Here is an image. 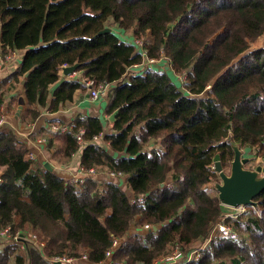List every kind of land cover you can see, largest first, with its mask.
<instances>
[{
    "label": "trees",
    "instance_id": "obj_1",
    "mask_svg": "<svg viewBox=\"0 0 264 264\" xmlns=\"http://www.w3.org/2000/svg\"><path fill=\"white\" fill-rule=\"evenodd\" d=\"M109 21L130 40L100 34ZM261 36L264 0H0V51L21 55L11 77H24L23 122L38 118L32 106L56 112L84 89L61 81L64 66L114 84L105 113H118L109 133L97 118H76L44 145L65 164L84 129L80 167L125 175L135 197L113 182L88 177L79 186L59 177L29 158L13 130L0 128V230L44 242L42 250L22 243L23 255L10 240L0 264L10 256L12 264H58L50 261L56 256L105 263L114 239L121 243L110 264H152L175 251L176 264H264V191L256 206L225 218L213 187L216 154L223 169L234 144L264 157V46L247 53ZM143 56L168 69L144 66ZM217 220L230 234L185 262Z\"/></svg>",
    "mask_w": 264,
    "mask_h": 264
},
{
    "label": "crops",
    "instance_id": "obj_2",
    "mask_svg": "<svg viewBox=\"0 0 264 264\" xmlns=\"http://www.w3.org/2000/svg\"><path fill=\"white\" fill-rule=\"evenodd\" d=\"M107 26L109 27V29H111V31L117 34L118 37H121L123 40H130L129 33H122L117 28L115 29L114 25L110 21L107 23ZM7 54L8 53H1L0 51V56H5ZM11 55H13V53H11ZM20 58L21 55L16 53L15 56L11 59L5 56L4 60L0 62V96L2 95L3 97V102L0 104V115L4 116L5 114V122L1 124L0 128L13 130L17 140L27 148L29 154H33L35 156L36 161L41 164L48 162L53 168V172H56L59 177L70 181L72 177L77 175L82 150L74 154L69 162L65 164H59L51 159V152L47 151L45 145L38 143V140H45L46 135L50 136L51 131L54 132L52 130L53 127L63 129L65 126H69L74 119L83 117L99 119L103 124L105 133H109L111 131L112 123L109 122L108 116L105 113L108 99H98L95 101H91L87 89H78L74 92L72 100L62 103L56 112H49L47 110H42L40 108H35L34 106H32L33 109H39L40 114L34 122L25 124L21 118L23 111H21L20 117L18 116L19 119L15 118V113H13L14 105L18 104V100L20 98L24 99V77H19L18 80H15L13 77H11V75L19 68ZM154 66H163L164 69H166V66L161 62L157 63ZM84 79L85 78L83 77L82 73L74 72L69 75H64L61 71V81L76 80L79 81L82 85V81ZM54 88L55 86H53L51 90H53ZM24 106H26L25 103ZM24 109L26 108L24 107ZM91 178L99 183L113 182L119 185L129 198L133 197L131 191L126 187L125 179H113L104 172L96 173L91 176ZM141 231L142 230H139V232ZM134 232L135 229L130 230V233ZM9 244H11L10 240L0 237V252L7 248ZM21 249L23 248H21L20 245L17 252L25 255V252H22ZM13 262L14 256H10L9 264H12ZM64 264L95 263H91L88 260L74 259L71 262Z\"/></svg>",
    "mask_w": 264,
    "mask_h": 264
},
{
    "label": "built area",
    "instance_id": "obj_3",
    "mask_svg": "<svg viewBox=\"0 0 264 264\" xmlns=\"http://www.w3.org/2000/svg\"><path fill=\"white\" fill-rule=\"evenodd\" d=\"M135 45L139 48L142 49L143 43L139 40H135L134 41ZM16 53H13V57L15 56ZM143 55V53H142ZM145 58V61L143 63L147 65V64H151V65H156L157 63H159L160 61H153V60H148L145 56H143ZM143 66V67H144ZM141 68V66H134V68ZM142 67V68H143ZM0 71H1V66H0ZM180 80H183L184 77L181 76L179 77ZM126 80L122 81L121 83H125ZM82 85L85 89H87L88 93H89V98L91 101H95L98 99H108L109 93L111 92V90L113 89L114 84H99L97 83L95 80L93 79H84L82 81ZM5 122L4 116L0 117V126L1 124H3ZM68 126H65L63 129H58L53 127V131H64L67 129ZM76 141L77 144L79 146V151L84 147V145L86 144V140L84 139L85 136V130L84 129H79L78 132L76 133ZM103 137V133H100L99 135H97L96 137L93 138V141L96 142H101V139ZM38 143L44 145L45 141L43 139L38 140ZM29 158L31 160H35V156L33 154H29ZM94 174H96L95 170L93 168L90 169H83L82 167H78L77 170V175L72 177L70 179V182H73L79 186H82L83 183L85 182V179L88 177L93 176ZM110 177L114 178V179H124L125 175L121 174V173H107ZM131 201H133L135 199V197H131L130 198ZM138 200L141 199V197L137 198ZM228 208V207H227ZM246 207L243 208H229V212L226 213L224 215L225 218H235L238 215L242 214L245 211ZM150 228L149 225H144L143 230H148ZM218 234H222V235H229L230 234V229L229 227L225 226L223 224V222L221 220H217V222L215 223V225L212 228V232L210 233V235L208 236V239L205 241V243H203L202 245H198L197 247L193 248L192 251L187 255V257L185 258V262L189 261L191 258L194 259H198V253L200 250H203L205 248V246L207 245V243L211 240L217 237ZM0 237L4 238V239H8V240H13L16 242H19L21 244V246L23 245L22 243H27V244H31L33 245L35 248H37L38 250H42L44 247V242L41 241L39 239V237L35 234V233H27V234H22L19 231L14 232V234H11V228L10 227H5L3 229L0 230ZM121 241L118 239H114L111 242V246L110 248L105 252V257H106V262L105 264H110L109 259L112 255V253L119 248ZM176 253H178V251H175L171 258L168 259H164V258H159L157 260H155L152 264H176L178 260L174 259L173 257H175ZM83 259H87L86 256H82ZM172 259V260H171ZM50 261L52 263H58V264H63V263H69L72 261V259H67L65 257H60V256H56L50 259Z\"/></svg>",
    "mask_w": 264,
    "mask_h": 264
},
{
    "label": "water",
    "instance_id": "obj_4",
    "mask_svg": "<svg viewBox=\"0 0 264 264\" xmlns=\"http://www.w3.org/2000/svg\"><path fill=\"white\" fill-rule=\"evenodd\" d=\"M109 28H105L100 32H110ZM77 65L64 66L62 73L69 75L75 72ZM168 67H166V70ZM24 99L18 100V108L16 111L15 118H17L24 105ZM118 110L112 113L108 120L113 123ZM248 158L243 156V152L238 145H233V158L230 162L229 173H225L219 155L216 154L214 157L213 170L218 176V181L214 182L213 187L217 192V198L220 205L228 208H243L247 206H256L257 203L254 201L260 193L264 191V164L257 166L253 170L243 168L248 162ZM43 166L48 171H53L51 165L47 162ZM165 186V183L160 185ZM157 228L154 227V230Z\"/></svg>",
    "mask_w": 264,
    "mask_h": 264
},
{
    "label": "rangeland",
    "instance_id": "obj_5",
    "mask_svg": "<svg viewBox=\"0 0 264 264\" xmlns=\"http://www.w3.org/2000/svg\"><path fill=\"white\" fill-rule=\"evenodd\" d=\"M264 46V36H261L260 38H258V40L255 42V43H253L252 45H251V47H250V49L247 51V53L249 52V51H251V50H255V49H257V48H261V47H263ZM7 58H9V59H11L12 57H13V55H11V53H8L7 55H5ZM5 56H0V62L1 61H3L4 60V57ZM167 67V66H166ZM3 102V101H2ZM17 107H18V104H16V105H14V108H13V113H15L14 114V116L16 115V111H17ZM24 107L26 108V106H24L23 105V109H22V111H23V113L26 111V109H24ZM1 116H3V115H0V117ZM4 116H5V114H4ZM19 117H20V115H19ZM18 118V117H17ZM4 119H5V117H4ZM19 119V118H18ZM26 124V123H25ZM28 124V123H27ZM56 128V127H55ZM44 140V139H43ZM234 145H236V144H234ZM241 150H242V152H243V156L245 157V158H248L249 160H248V162L243 166V168H245V169H248V170H253V169H255L257 166H259V165H263L264 164V157L263 156H257V151H256V149H252V150H249V149H247V148H240ZM49 155V154H48ZM232 161V160H231ZM230 161V162H231ZM229 168H230V163H229V167L228 168H225L224 169V171H225V173H229ZM108 175V174H107ZM109 176V175H108ZM110 177V176H109ZM110 178H112V177H110ZM114 179V178H113ZM119 180V179H118ZM120 180H123V179H120ZM218 180V179H217ZM224 209L226 210V211H229L228 209L229 208H227V207H224ZM60 257H65V258H67V259H72V260H74V258H70V257H66V256H60ZM79 259H82V260H86V259H83L82 257L81 258H79ZM64 264V263H63Z\"/></svg>",
    "mask_w": 264,
    "mask_h": 264
}]
</instances>
